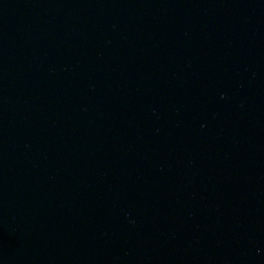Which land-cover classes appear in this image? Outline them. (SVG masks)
Here are the masks:
<instances>
[{
  "label": "water",
  "instance_id": "1",
  "mask_svg": "<svg viewBox=\"0 0 264 264\" xmlns=\"http://www.w3.org/2000/svg\"><path fill=\"white\" fill-rule=\"evenodd\" d=\"M0 264H264V0H0Z\"/></svg>",
  "mask_w": 264,
  "mask_h": 264
}]
</instances>
